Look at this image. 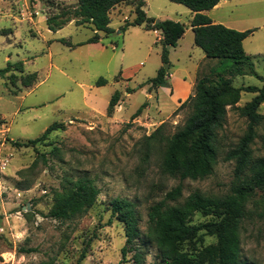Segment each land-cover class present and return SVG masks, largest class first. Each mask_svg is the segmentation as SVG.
<instances>
[{"label":"rangeland","instance_id":"1","mask_svg":"<svg viewBox=\"0 0 264 264\" xmlns=\"http://www.w3.org/2000/svg\"><path fill=\"white\" fill-rule=\"evenodd\" d=\"M76 2L0 0V264L47 260L54 264H139L137 252L141 264H153L161 257L159 247L148 238L149 209L180 180L162 173V146L154 145L146 160L142 143L163 123L169 135L182 128L190 104L175 105L167 86L156 87L147 81L165 67L168 85L170 73L189 81L197 77V83L201 76L210 75L217 61L203 60L205 52L195 44L190 26L192 11L184 4L146 0L144 10L149 16L180 21L188 29L178 45L169 48L168 62H164L160 34L143 26L122 30L126 21L136 16L133 3H121L111 10L110 25L115 31L99 33L102 46L88 45L86 41L95 32L75 20L51 30L47 18ZM206 13L216 23L237 30L256 29L244 40L254 71L226 77L236 87H263L264 0H222ZM18 61L24 62V73L16 66L6 75L1 73L9 63ZM33 72L38 73L37 81L25 87L22 76ZM100 77L108 83L98 86ZM213 79L218 78L213 75ZM116 90L121 91L122 99L110 116L107 109ZM256 95L242 91L237 106ZM144 104L143 112L132 119ZM259 111L264 114V103ZM56 122H64L66 129L53 131L35 145L16 147L7 140L36 139ZM247 127V118L228 106L219 130L214 171L204 179L184 180L183 199L195 191L209 196L231 192L236 163L224 157ZM258 133L252 144L256 156L264 154V124ZM80 178L93 180L100 189L95 204L70 219L51 217L57 195ZM118 197L135 202L139 215L140 236L125 256V225L112 214L111 207ZM248 211L240 230L242 260L264 264V191L256 192ZM211 219L197 212L191 223ZM215 241V236L206 235L204 244Z\"/></svg>","mask_w":264,"mask_h":264},{"label":"trees","instance_id":"2","mask_svg":"<svg viewBox=\"0 0 264 264\" xmlns=\"http://www.w3.org/2000/svg\"><path fill=\"white\" fill-rule=\"evenodd\" d=\"M172 1L184 4L194 13L190 26L195 34V44L203 49L208 59H215L217 63L211 67L210 75L206 74L198 79L194 93L182 102V106L190 104V114L182 128L169 135L166 123H163L152 134L145 136L142 143L143 159L146 160L154 145L162 146V173L180 180L177 186L166 193L164 199L149 209L148 238L159 247L161 257L153 264H245L242 260L240 236L242 222L248 215L250 200L257 191H264V154L256 156L252 148L259 134L258 128L264 124V114L259 111L264 103V86L236 87L226 75H243L247 69L254 71L252 56L244 49V40L256 29L237 30L214 22L206 11L213 9L222 0ZM121 3H133L136 6L135 18L128 19L122 30L131 26L161 30L162 58L164 62H168L169 48L178 45L187 26L173 19L149 16L144 10L146 0H77L76 5L64 6L59 13L49 16L47 23L51 30L56 31L75 20L77 25L90 27L95 31L86 43L99 42L100 32L110 34L115 31L110 25L111 10ZM13 66L24 73L23 61L9 63L1 73L6 75ZM213 75L218 79H213ZM166 76L167 70L162 67L147 83L156 87L169 86ZM37 79V72L25 74L22 76V83L25 87H30ZM107 83L108 79L105 77L96 81L98 86ZM244 90L257 92V95L245 105L237 106ZM121 99V91L116 90L108 105V115L114 114ZM146 106L147 104L141 106L132 119L139 116ZM228 106L236 107L248 120L247 131L224 157L225 160L236 163L234 186L230 193L223 196H209L195 191L183 199L184 180L204 179L214 171L219 157V130L223 128ZM65 129L64 122H56L36 139L26 142L11 138L7 140L16 147H29L47 139L53 131ZM2 143L0 140V144ZM58 151L59 148L55 147L54 153ZM99 194L100 189L93 180L80 178L65 192L57 195L58 201L49 215L57 219H70L84 214L95 204ZM111 207L112 214L125 225V256L133 249L135 240L140 236L136 204L128 198L118 197L112 201ZM197 212L212 216V219L192 224V217ZM206 235L215 236L216 241L205 245ZM135 257L141 264V254L137 252ZM38 264L54 263L53 260H47Z\"/></svg>","mask_w":264,"mask_h":264},{"label":"crops","instance_id":"3","mask_svg":"<svg viewBox=\"0 0 264 264\" xmlns=\"http://www.w3.org/2000/svg\"><path fill=\"white\" fill-rule=\"evenodd\" d=\"M193 12H192V16L191 18L193 17ZM191 20V19H190ZM214 21V20H213ZM215 22V21H214ZM192 28V27H191ZM59 30V29H58ZM188 30V29H187ZM187 30L185 32V34L187 33ZM193 31V29H192ZM95 32V31H94ZM155 33L157 34H160V41L162 40V37H163V34H162V31L161 30H154ZM194 33V31H193ZM185 34L184 36L179 40L181 41L184 37H185ZM194 37H195V34H194ZM101 42H102V39H100L99 42H94V43H87L88 45H93V46H100L101 45ZM102 46V45H101ZM206 55V54H205ZM204 59H208L206 56L203 57V60ZM199 68V66H198ZM197 72H198V69H197ZM197 77H195V79H193L192 81H189L187 80L186 78H182V77H177V76H174L173 73H170L168 75V79L170 81V85L167 86L165 89L166 91L173 97V101L176 104H179V103H182L184 102L186 99L189 98V96L191 95L192 93V90L196 84V79ZM152 85V84H150ZM165 87V86H164ZM152 95H150L151 97Z\"/></svg>","mask_w":264,"mask_h":264},{"label":"water","instance_id":"4","mask_svg":"<svg viewBox=\"0 0 264 264\" xmlns=\"http://www.w3.org/2000/svg\"><path fill=\"white\" fill-rule=\"evenodd\" d=\"M170 46H168V48H169Z\"/></svg>","mask_w":264,"mask_h":264}]
</instances>
